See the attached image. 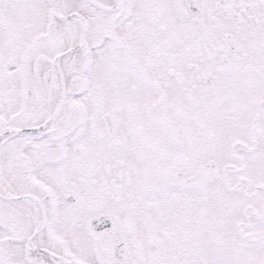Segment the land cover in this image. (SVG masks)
I'll return each instance as SVG.
<instances>
[{"label":"snow or ice","instance_id":"6c2138e0","mask_svg":"<svg viewBox=\"0 0 264 264\" xmlns=\"http://www.w3.org/2000/svg\"><path fill=\"white\" fill-rule=\"evenodd\" d=\"M0 264H264V0H0Z\"/></svg>","mask_w":264,"mask_h":264}]
</instances>
